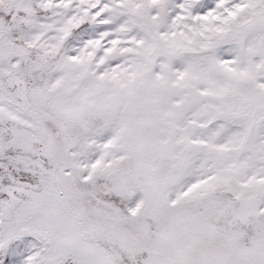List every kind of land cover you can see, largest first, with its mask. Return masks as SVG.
I'll use <instances>...</instances> for the list:
<instances>
[{
	"label": "rangeland",
	"instance_id": "1",
	"mask_svg": "<svg viewBox=\"0 0 264 264\" xmlns=\"http://www.w3.org/2000/svg\"><path fill=\"white\" fill-rule=\"evenodd\" d=\"M0 264H264V0H0Z\"/></svg>",
	"mask_w": 264,
	"mask_h": 264
}]
</instances>
